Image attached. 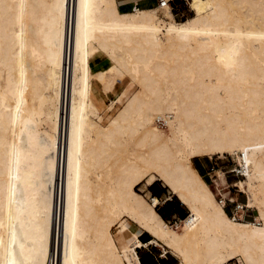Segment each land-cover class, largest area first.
<instances>
[{"label": "bare ground", "instance_id": "1", "mask_svg": "<svg viewBox=\"0 0 264 264\" xmlns=\"http://www.w3.org/2000/svg\"><path fill=\"white\" fill-rule=\"evenodd\" d=\"M189 5L0 0V264H142L150 244L264 264V0ZM126 80L105 123L95 92ZM226 153L248 194L232 216L194 166ZM159 180L188 208L175 225L137 191Z\"/></svg>", "mask_w": 264, "mask_h": 264}, {"label": "rangeland", "instance_id": "2", "mask_svg": "<svg viewBox=\"0 0 264 264\" xmlns=\"http://www.w3.org/2000/svg\"><path fill=\"white\" fill-rule=\"evenodd\" d=\"M190 1L191 0H174V5L172 4V7L175 13L176 19L178 21L186 20L194 14V12L192 11L189 5ZM142 2L147 3L151 5L152 7L156 6L155 0H143ZM133 7H134L133 5L132 6L127 5V6H122L120 8L122 10H131ZM108 64L109 63L107 61V58L104 56L97 57L95 59L96 67L100 65L107 67ZM172 83L173 82H166L164 84L165 91L163 94H164L165 99L167 98V95H166L167 92L171 91L172 88H174L175 86ZM135 88L137 87L131 86L128 80H126L124 82H119L116 85L115 93H112L109 96L105 95L102 91L97 90L95 92L96 98L100 100L101 107L105 109L104 111V117H105L104 122L105 123L123 104V102H120L117 104L116 109L112 111H107L106 107L110 104L111 100L116 99L118 97L125 99L126 94L130 91L135 90ZM161 128L164 129V132H163L164 134H170L169 133L170 131L168 130L166 126L161 127ZM173 136L175 137L176 135L171 134V137ZM235 158L236 156L227 154V153L224 154L223 156L219 154V155H213L212 157L210 156L196 157L194 158V166L198 171L199 169L197 168L195 163H197L202 168L203 174L200 171L199 173L213 188L217 199H220L222 197L225 199V197L227 198L230 196V197H234L235 199L234 202H236V204L246 203L248 201L247 192L244 190H240L238 187L234 186V183L236 181L244 179L243 175L240 173L241 175L236 177L234 176L233 173H230V174L227 173V171H231V169H234L233 171H238V172L240 171L237 158L236 159ZM215 163L218 164V166H215L217 169V172L211 173L212 174L211 175L209 173L210 167L213 166ZM220 172L224 173L225 175L224 178L220 176L222 175ZM217 186L220 187L219 188L220 190L217 188ZM137 191L145 195L146 198H148L147 200L149 202H151V200L149 199L150 196H157L161 199V203L158 204L157 210L159 212V209L161 208V210L168 212V208H169V211L171 214L169 215V218L165 220L169 223L170 226L175 225L176 222H179L180 220H184L189 215L188 208L181 202V200L176 195H174L171 192V190L161 180L156 181L152 186H146V183L142 182L137 187ZM220 193H223V195ZM228 206L229 208H232V205L228 204ZM228 214L232 216V214L230 213ZM256 214H257L256 209L245 208L244 218L247 219L248 221H254ZM181 230H182V227H181ZM148 237H150V235L148 233H145L141 238L143 241H145ZM138 253L144 264H178L179 263L178 258L174 256L171 252L166 254L167 257H164L163 256L164 251L160 246L149 245L147 247L139 248ZM236 261L237 260H232L228 264H238Z\"/></svg>", "mask_w": 264, "mask_h": 264}, {"label": "crops", "instance_id": "3", "mask_svg": "<svg viewBox=\"0 0 264 264\" xmlns=\"http://www.w3.org/2000/svg\"><path fill=\"white\" fill-rule=\"evenodd\" d=\"M143 0H117V2H118V5H119V7H122V6H127V5H129V6H135V7H133L131 10H133L134 8H136V7H138V8H147V7H152L151 5H149V4H147V3H144V2H142ZM156 1V6H158V2H157V0H155ZM155 6V7H156ZM131 10H124V11H131ZM200 167V166H199ZM202 169V168H201ZM209 171V170H208ZM209 184V183H208ZM210 185V184H209ZM211 187V186H210ZM212 188V187H211ZM217 188L219 189L220 187H218L217 186ZM213 189V188H212ZM220 190V189H219ZM214 191V190H213ZM215 192V191H214ZM220 194H222L223 195V193H220ZM232 198V200L234 199V197H225V199L226 200H229V199H231ZM229 205H232V204H230L229 203ZM230 209L231 208H229V206L226 208V210H229L230 211ZM149 234V233H148ZM150 235V234H149ZM142 239V238H141ZM147 241H144V242H149V241H151L152 240V236L150 235V237H148L147 239H146ZM143 241V240H142ZM150 245H152V244H150ZM156 246V245H155ZM162 249H163V251H164V253H163V256L164 257H167L166 256V254L167 253H169V252H171L174 256H176L177 258H178V260H179V257H178V255H175V253L171 250V249H165L164 247H161ZM170 250V251H169ZM139 254V253H138ZM139 257H140V255H139ZM140 260H141V257H140ZM141 262H142V260H141ZM179 263H180V260H179ZM178 263V264H179ZM142 264H143V262H142Z\"/></svg>", "mask_w": 264, "mask_h": 264}, {"label": "built area", "instance_id": "4", "mask_svg": "<svg viewBox=\"0 0 264 264\" xmlns=\"http://www.w3.org/2000/svg\"><path fill=\"white\" fill-rule=\"evenodd\" d=\"M158 2L161 6H166V5H170V4L174 5V0H158ZM215 166H218V164L215 163L213 166L210 167V171H209L210 174L215 169ZM233 170L234 169H231V171H227V173L228 174L233 173L234 176H236V177L241 175L238 171H233ZM220 200H222V198H220ZM229 203L232 204V208L230 209V214L235 215L236 213H238L237 210L239 209V204H236V202H234V201H227L225 208L228 207Z\"/></svg>", "mask_w": 264, "mask_h": 264}, {"label": "trees", "instance_id": "5", "mask_svg": "<svg viewBox=\"0 0 264 264\" xmlns=\"http://www.w3.org/2000/svg\"><path fill=\"white\" fill-rule=\"evenodd\" d=\"M195 164H196L197 168L199 169V171L202 173V169H201V167H199V165H198L197 163H195ZM202 174H203V173H202ZM227 211H228V213H230L229 210H227ZM159 212H160V214H161L165 219H168V218H169V215L171 214L170 211H169V208H168V212L161 210V208L159 209ZM145 241H147V240H145ZM143 264H144V263H143Z\"/></svg>", "mask_w": 264, "mask_h": 264}]
</instances>
